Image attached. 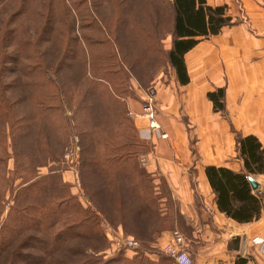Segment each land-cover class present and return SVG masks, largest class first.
<instances>
[{
    "label": "rangeland",
    "instance_id": "1",
    "mask_svg": "<svg viewBox=\"0 0 264 264\" xmlns=\"http://www.w3.org/2000/svg\"><path fill=\"white\" fill-rule=\"evenodd\" d=\"M157 2L0 0V96L9 106L7 122L13 133L9 124L0 121V264H175L164 252L175 233L185 239L191 256L185 238L190 228L177 216L178 203L164 177L153 178L146 167L142 169L146 160L142 154L150 151L151 141L137 144L140 140L126 102L111 104L114 118L109 119L99 96L106 97L98 94L93 82H116L115 92L128 94L119 83L120 73H127L129 80L128 72L133 73L144 96L150 87L156 90L158 133L171 129L178 144L189 133L195 144L194 130L204 120L187 115L182 91L170 88V100H180L174 113L167 94L157 95L169 81L165 55L153 52L146 62L140 61L138 29H155L157 34L160 30L161 37L169 30L170 6ZM159 20L163 23L158 27ZM129 24L138 28L128 30ZM20 52H25L27 62L22 69L14 63ZM152 77L156 82L147 85ZM38 81L50 82L42 98L50 111L37 107ZM196 103L198 109L204 104ZM210 111L222 114L224 109L216 111L212 104ZM138 114L149 129L144 101ZM74 137L80 150L77 180L62 165ZM112 146L129 153L114 166L99 168L95 161L106 163ZM139 210L145 220L138 216ZM167 232L171 240L160 248L158 243ZM120 241L136 243L145 255L118 246ZM243 255L264 264L254 246H247Z\"/></svg>",
    "mask_w": 264,
    "mask_h": 264
},
{
    "label": "crops",
    "instance_id": "2",
    "mask_svg": "<svg viewBox=\"0 0 264 264\" xmlns=\"http://www.w3.org/2000/svg\"><path fill=\"white\" fill-rule=\"evenodd\" d=\"M205 2L210 7H225L231 25L224 27L216 36L200 39L184 55L189 78L187 84L181 85L175 71L166 63L169 81L159 88L161 92H157L160 98L167 94L169 108L175 111L180 100L174 97L170 100L173 94L170 88L179 89L188 103L187 115L204 120L202 126L194 130L195 144L190 142L189 133H185V138L178 144L171 129H162L167 142L147 129V120L138 114L145 99L144 90L139 88L140 81L133 73L128 72L132 79L127 78L125 86H122L128 88L130 93L121 97L113 93V96L119 100V106L126 102L133 116L130 119L137 142L140 140L137 144L144 145L146 139L152 143L150 151L142 154V157L146 156L142 169L146 167L153 178L164 177L171 197L178 203L177 216L190 228L185 238L193 264H242L243 260L244 264H255L244 257L242 248L244 246L246 250L254 238H264V174L250 175L259 184L257 190L251 189V194L255 195L256 192L262 195L258 218L238 223L218 209L216 194L205 175V168H223L246 176L236 136H253L264 148V0ZM162 45L165 52L171 49V34L165 36ZM93 82L98 94H103L104 89L103 97L106 98L101 101L106 105V115L113 119L114 115L109 112L111 103L105 92L108 82L102 79ZM155 82L156 79L152 77L147 85ZM219 89L224 92L222 114L210 111L212 103L207 97ZM198 100L204 103L200 109L196 103ZM236 237L240 238L238 252L229 248ZM170 240L171 232L164 233L158 243L160 248ZM147 257L153 263L157 262Z\"/></svg>",
    "mask_w": 264,
    "mask_h": 264
},
{
    "label": "trees",
    "instance_id": "3",
    "mask_svg": "<svg viewBox=\"0 0 264 264\" xmlns=\"http://www.w3.org/2000/svg\"><path fill=\"white\" fill-rule=\"evenodd\" d=\"M164 1L167 2H162V0H160V2L157 3H163L170 6V21L168 24L169 30L166 34H164L163 37H161L162 35L160 30H158L159 33L157 34L155 33V29H153V31H149L147 28L142 27V29L140 27V30L138 29L137 35H139V38H141L140 49L142 59L139 58V60L141 59L140 61L146 62L150 53L153 52H157L158 54H164L166 58V63H168L170 67L175 71L178 82L181 85H185L188 83L189 78L187 75L186 66L184 64V55L193 47H195V45L199 42L200 39H208L210 37L216 36L221 32L224 27L230 26L231 19L226 15L225 7H210L206 4L205 0ZM162 23L161 20L157 21L158 27ZM131 28L132 27L129 24L127 29L129 30ZM137 28L133 27L132 29ZM169 34L172 35V46L168 52H165L163 49L162 41L164 40L165 36ZM26 45L27 44H25V46ZM24 54L25 52H20L18 59L14 62L16 65H19L18 68L20 69L26 66L27 63L24 62ZM35 67L38 68L39 64L36 65L35 63ZM124 67L125 66L122 64L120 69L123 70L125 69ZM120 74L123 75V79H121L119 83L126 84L127 73L122 72ZM39 83L40 84H38V86L41 91L39 97L41 98L39 99L40 101L38 100L37 102V107H42L45 110H49L50 106L44 105L45 99L42 98L46 96L43 94V88L47 92L50 82H46V84L41 81ZM115 83L116 82L110 83L108 81V86L107 88H105V92H107V98L109 99V101L113 100L111 103L113 105L119 103V100L113 96V93L115 96L118 97H121V95H123L122 93L119 94L118 92H115V88H117L115 87ZM21 85L25 87L26 82L22 83ZM126 90H128V88H126ZM102 91L105 95L104 89ZM207 97L213 104L214 110L222 111L224 109L223 90L219 89L215 92L209 93ZM14 101L17 102V100ZM5 102L6 101H4V98L2 99V96H0V121H2L4 126L6 123L9 124L11 120L9 106H7ZM47 102H51L49 96L47 97ZM7 117L9 119V123L7 122ZM17 121H15V124ZM11 127L12 124L10 125V129L11 134L13 135ZM11 134L8 133V136H10ZM237 146L239 155L244 162V168L246 172L250 175L264 174V148L261 147L258 140L253 136L238 137ZM109 152L111 155L108 158H105L104 161L106 163H97V159V161H95V165H98L101 169L107 164L110 167L114 166V161H123V159H125L124 157H126V153H129V151H124L121 147L113 148V146ZM117 168H119V165L117 166ZM121 173L124 172L121 171ZM205 175L212 190L216 194V204L218 209L223 212L227 217L237 221L238 223H246L258 218L260 214V208L262 207V195L256 192L254 193L255 195L251 194L252 190L245 175L235 174L227 169L215 168L211 166L205 168ZM97 212L99 213V210ZM139 212L140 213H137L138 216L142 220H145L142 210H139ZM101 215L103 216V214ZM76 228H80V226H77ZM135 252H137L138 254L141 252L143 253V255H145V251L142 249L137 250ZM120 257L124 258L122 256ZM244 263L245 260L242 261V264Z\"/></svg>",
    "mask_w": 264,
    "mask_h": 264
},
{
    "label": "built area",
    "instance_id": "4",
    "mask_svg": "<svg viewBox=\"0 0 264 264\" xmlns=\"http://www.w3.org/2000/svg\"><path fill=\"white\" fill-rule=\"evenodd\" d=\"M156 97V90L152 86L148 89V93L145 96L144 99V105H145V111L147 112L146 118L149 120V130L151 132H155L157 136H160L161 138H166V135L163 133H158L160 130L159 124H157L155 120V112H154V103L153 100ZM79 145H78V138L74 137V139H70L68 142V147L66 148L63 158H62V165L66 168V170H70L73 172V175L75 179H78V166L79 164L77 163L79 160ZM77 171V172H76ZM117 245L121 247H124L125 249H130V250H137L138 245L134 242H117ZM250 246H254L257 253L261 255V258L264 261V238H254ZM249 246V247H250ZM245 247L243 246L242 252H245ZM165 254L169 256L170 258L173 259L175 264H193V260L191 256L187 252V245L185 242V239L175 233L173 235V241L169 246H167L164 250Z\"/></svg>",
    "mask_w": 264,
    "mask_h": 264
},
{
    "label": "water",
    "instance_id": "5",
    "mask_svg": "<svg viewBox=\"0 0 264 264\" xmlns=\"http://www.w3.org/2000/svg\"><path fill=\"white\" fill-rule=\"evenodd\" d=\"M246 179L251 187L252 190H257L259 184L253 179L251 176L246 175ZM231 250L238 252L240 249V238L236 237L232 240L231 245L229 247Z\"/></svg>",
    "mask_w": 264,
    "mask_h": 264
}]
</instances>
